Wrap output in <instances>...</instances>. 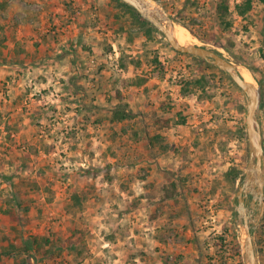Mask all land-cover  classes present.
I'll list each match as a JSON object with an SVG mask.
<instances>
[{"label": "rangeland", "instance_id": "1", "mask_svg": "<svg viewBox=\"0 0 264 264\" xmlns=\"http://www.w3.org/2000/svg\"><path fill=\"white\" fill-rule=\"evenodd\" d=\"M150 1L261 83L264 140V0ZM156 30L116 0H0V264H247L243 91Z\"/></svg>", "mask_w": 264, "mask_h": 264}, {"label": "water", "instance_id": "2", "mask_svg": "<svg viewBox=\"0 0 264 264\" xmlns=\"http://www.w3.org/2000/svg\"><path fill=\"white\" fill-rule=\"evenodd\" d=\"M121 1L134 7L143 18L158 29L175 51L198 56L216 65L225 71L234 83L242 89L246 103L245 130L248 146V164L243 180L235 193L237 198L235 209L245 232L243 240L244 258L247 264H260L251 230V222L254 220L251 218V209L255 208L256 201L259 206L264 201V140L259 119L262 100L261 83L256 82L252 74L253 81L246 80L238 69V64L225 57L219 51L196 42L181 43L173 32L174 20L159 5L153 2H146L145 0ZM249 193L252 194L250 211H248L246 205Z\"/></svg>", "mask_w": 264, "mask_h": 264}, {"label": "trees", "instance_id": "3", "mask_svg": "<svg viewBox=\"0 0 264 264\" xmlns=\"http://www.w3.org/2000/svg\"><path fill=\"white\" fill-rule=\"evenodd\" d=\"M116 1H118L121 5H124V6L128 7L130 10H132L135 19L138 20L139 23H141V25L144 27V32L147 36H152L153 32L157 31L156 28L149 21H147L145 18H143L136 11V9L134 7H132L131 5L125 3L121 0H116ZM251 7H252L251 0H246L243 3L236 4V8H237L238 12L242 13V14L246 13ZM217 8L219 10V14L221 15V17H224V15L227 13V10H228L227 3L225 1H220V3H218V5H217ZM221 44H223V43H221ZM228 77L231 79V77L229 75H228ZM261 106H263V101L261 102ZM130 114H131V111L126 110L125 107L116 108L115 110H113L112 119H114L116 121H121V120L128 118L130 116ZM224 175H225L227 181L234 184L236 179L239 178V176L241 175V171L237 167L231 166L224 172ZM2 212L7 217H9L11 220L16 219V213L12 207L5 208L2 210ZM46 240H48V239H46ZM31 246H32V244L29 241H27L23 246V250H28L31 248ZM40 247H41V245L37 244L36 249H38Z\"/></svg>", "mask_w": 264, "mask_h": 264}, {"label": "bare ground", "instance_id": "4", "mask_svg": "<svg viewBox=\"0 0 264 264\" xmlns=\"http://www.w3.org/2000/svg\"><path fill=\"white\" fill-rule=\"evenodd\" d=\"M146 2L151 3L150 0H145ZM173 32L174 35L176 36V38L181 42V43H185V42H189L192 41V35L190 34V32L184 28V26H182L181 24L175 23L174 27H173ZM238 67H242V70L240 68H238L242 74V76L249 81H253L252 80V76L251 73L247 70L246 67L238 65Z\"/></svg>", "mask_w": 264, "mask_h": 264}, {"label": "crops", "instance_id": "5", "mask_svg": "<svg viewBox=\"0 0 264 264\" xmlns=\"http://www.w3.org/2000/svg\"><path fill=\"white\" fill-rule=\"evenodd\" d=\"M12 45H13V43H12ZM59 58H61V56L59 55L58 56ZM60 61V60H59ZM60 63H62L61 61H60ZM43 84V83H42ZM38 106H40V105H38ZM36 108H37V106H35ZM44 108V107H43ZM42 109V108H41Z\"/></svg>", "mask_w": 264, "mask_h": 264}]
</instances>
